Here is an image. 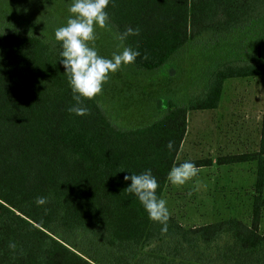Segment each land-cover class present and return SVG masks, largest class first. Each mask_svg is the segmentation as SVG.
<instances>
[{
	"label": "trees",
	"instance_id": "obj_1",
	"mask_svg": "<svg viewBox=\"0 0 264 264\" xmlns=\"http://www.w3.org/2000/svg\"><path fill=\"white\" fill-rule=\"evenodd\" d=\"M106 11L119 36L139 29L122 40L140 52L130 63L139 73H156L207 34L237 31L250 42L232 57L219 45L204 54L207 84L188 105L168 100L159 120L120 128L98 97L83 101L86 115L69 111L59 42L0 31V264H264V115L258 151L218 159L256 162L251 224L232 217L188 228L170 214L162 232L123 179L150 168L162 197L188 111L216 109L230 78L264 76V0H110Z\"/></svg>",
	"mask_w": 264,
	"mask_h": 264
},
{
	"label": "rangeland",
	"instance_id": "obj_2",
	"mask_svg": "<svg viewBox=\"0 0 264 264\" xmlns=\"http://www.w3.org/2000/svg\"><path fill=\"white\" fill-rule=\"evenodd\" d=\"M70 3L71 0H0V31L57 42L54 32L66 23ZM118 37L108 21L106 28H97L94 46L100 55L111 58L125 47ZM247 37L237 31L219 38L204 35L195 43L189 42L177 60L156 73H139L131 64L123 65L109 75L96 97L117 127L147 126L163 117L164 102L188 105L201 94L208 80L203 72L210 66L204 54H213V47L219 45L220 53L232 57L250 42ZM263 115L264 76L230 78L216 109L188 111L187 133L177 164L211 160L213 165L198 167L199 174L183 186H173L169 181L166 185L162 198L167 201L170 214L184 226L190 228L232 217L251 224L256 162L220 165L218 159L258 151ZM260 232L264 234L262 220Z\"/></svg>",
	"mask_w": 264,
	"mask_h": 264
},
{
	"label": "clouds",
	"instance_id": "obj_3",
	"mask_svg": "<svg viewBox=\"0 0 264 264\" xmlns=\"http://www.w3.org/2000/svg\"><path fill=\"white\" fill-rule=\"evenodd\" d=\"M109 3L110 0H71L66 23L57 27L54 32L55 40L60 46L59 63L67 75L75 101L69 111L77 116L88 114L89 109L82 106L83 101L91 100L101 93L110 74L117 72L123 65L135 62L140 56L138 50L125 46L122 51L108 58L100 55L94 46L97 28L108 26L109 13L106 9ZM133 35H139L138 28H128L118 38L125 40ZM167 147L172 150L173 142L169 141ZM198 174V166L186 160L173 166L168 172L167 179L173 186H183ZM123 179L131 181L126 188L127 193L137 198L147 212L148 218L163 225L162 232H166L170 211L167 201L157 194L159 181L153 175L152 169H146L139 174L131 172ZM47 202L46 197L36 199L38 206H43ZM8 248L15 253L18 246L14 241H10Z\"/></svg>",
	"mask_w": 264,
	"mask_h": 264
},
{
	"label": "crops",
	"instance_id": "obj_4",
	"mask_svg": "<svg viewBox=\"0 0 264 264\" xmlns=\"http://www.w3.org/2000/svg\"><path fill=\"white\" fill-rule=\"evenodd\" d=\"M246 153V152H245ZM238 154H241V153H238ZM243 163H251V162H243ZM243 163H234V164H220V165H235V164H243ZM213 165V163H212ZM210 165V166H212ZM203 167H207V166H201V168ZM261 220L264 221V210H263V214H262V217H261ZM261 220H260V225H261Z\"/></svg>",
	"mask_w": 264,
	"mask_h": 264
}]
</instances>
